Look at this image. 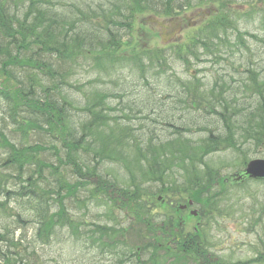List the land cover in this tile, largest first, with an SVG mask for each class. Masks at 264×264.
<instances>
[{
  "label": "trees",
  "instance_id": "obj_1",
  "mask_svg": "<svg viewBox=\"0 0 264 264\" xmlns=\"http://www.w3.org/2000/svg\"><path fill=\"white\" fill-rule=\"evenodd\" d=\"M180 1L191 7L196 0ZM237 1L197 0L220 6L199 34L172 51L179 61L185 57L194 67L212 72V82L210 78L206 82L197 69L192 73L186 69V76L174 70L168 73L169 56L164 57L161 48L134 47L138 39H152L144 18L151 13L156 18L171 16L178 0H158L156 6L155 0H0V106L5 103L8 112L2 114L0 127V212L8 211L11 194L21 201L25 211H32L40 245L48 243L57 230L69 228L76 233L66 201L74 198L78 203L79 189L87 192L76 177L85 171L83 177L87 176L92 161L97 164L98 160L121 168L115 177L128 185L121 189L128 199L125 204L137 208H131L137 221L154 234V250L161 244L154 231L159 221L146 219L142 203L145 196L154 194L153 187L157 191L164 187L178 201L194 200L200 216H207L209 223L213 205H221L218 195H225L232 185L222 181L213 160L205 158L232 150L247 160L243 147L264 148V60L253 54L255 47L264 50V0L241 1L247 5L243 12L241 4L238 10L232 9ZM158 5L163 15L156 10ZM243 21L252 32L242 26ZM123 34L130 42L121 39ZM102 52L104 63L86 64L92 80L74 82L83 62ZM222 62L230 66L227 73ZM125 68L130 78L135 76L145 85L148 79L164 77L163 93L176 108L156 112L142 108L148 104L135 106L126 99L130 86L118 77ZM110 85L112 90H107ZM4 118L15 130L8 131ZM148 121L162 127L145 131ZM163 125L166 135L159 133ZM31 131L43 134L45 144L28 145ZM190 133H198L199 139L189 140ZM48 151L53 152L56 164L46 161ZM70 174L76 179L74 184L67 179ZM95 189L106 193L100 181ZM90 196L97 195L91 192ZM173 219V213L166 215L164 224L173 225ZM24 222L17 213L16 223ZM95 230L98 239H111L118 233L101 225H95ZM8 233V229L0 232V244L6 248L0 258L3 264H23L20 255L16 259L6 256L9 248L17 250L19 244ZM174 236L176 255L204 254L197 236Z\"/></svg>",
  "mask_w": 264,
  "mask_h": 264
},
{
  "label": "rangeland",
  "instance_id": "obj_2",
  "mask_svg": "<svg viewBox=\"0 0 264 264\" xmlns=\"http://www.w3.org/2000/svg\"><path fill=\"white\" fill-rule=\"evenodd\" d=\"M244 9L247 8L245 7ZM192 14L193 13L191 12L187 13L186 22L187 24L194 26L197 22V18H194ZM199 23L197 22V24ZM245 24L246 22L243 21L242 26ZM244 28L250 32L253 30L252 27L248 28L247 26H244ZM176 29V25L173 27L169 25L164 33L157 28L159 34L161 35L162 33L161 36H163V42L168 45V48L171 47L172 43L176 42V40L183 38L188 31V29H186L181 37H177L179 32H176ZM175 36L177 37L176 39ZM163 42L157 38L152 45L161 47ZM253 42L252 46L254 45ZM177 44V46L169 49L170 53H167L166 57L169 56L168 62L171 71L174 70L176 74L186 76L187 74L183 72L186 69H189L187 72H190L192 67H194V63L185 57L179 61L173 56L172 51L177 49L179 43ZM149 46L150 45L146 46L143 41H138V43L134 45L137 49L147 47L148 50H152ZM253 54L257 59L261 58V60H264L263 49L255 47ZM232 61L238 62V58L235 60L232 58ZM226 64L227 63L225 62L221 64L225 73L229 71L228 67H230ZM234 67H237V65ZM197 68H199L200 72L198 76L200 78L206 77V82L209 78L211 79L214 76L212 75V72L207 69L196 67V69ZM84 70V72H81L79 80L82 84L92 80L89 77L92 71L87 66H84ZM124 75H127L126 71H124ZM125 79L130 86V88H127L129 94L126 95V99H129L135 106L138 104H148L150 107L145 105L142 108H150L156 112H160L161 110L166 112L176 108V104H174L171 99H166L165 96L159 97L156 95L162 93L161 91L165 88L163 77L158 79H148V85H145L146 82L144 81L140 82L132 78ZM76 80L78 81V79ZM210 82H212V79ZM112 88L113 86L110 85L107 90H112ZM4 113H8L5 103L0 106V127H3V121L1 118ZM4 119L5 123L7 125L9 124L8 131L15 130L10 125L9 119ZM143 127L145 131H153L162 126L153 125L152 121H148L147 123H144ZM163 127L165 128L164 125ZM166 130L167 128L159 130V133L164 132L166 135ZM48 132H50V130H48ZM22 133L23 131L19 129V139H21ZM5 134L8 135L9 132H5ZM44 138L43 134L31 131L27 137L28 145L45 144L46 140ZM187 138L189 140H196L199 139V135L198 133H190L187 135ZM48 146H50V143ZM245 146L247 147L248 144H245ZM243 151L249 156V158L255 157L254 154L259 155V158H263L261 156L264 155L263 146L256 150L254 145H251L248 150L243 147ZM256 151L258 153H256ZM235 152L236 151L233 152L230 150L220 153V156H225L224 161L228 163L227 166L218 171L221 178L229 179L228 176L235 177L237 174H240L238 172L243 170L244 167H240L243 156L240 153ZM53 155L52 151H48L46 161L56 164V158L52 157ZM216 158H218V155L214 154L211 157H206L205 161H208V159L209 161H214ZM120 170V167L115 164L99 162L98 160L97 164H95L92 161L90 164V170H88L89 174L86 177L88 182L85 185L86 189L92 191L93 187H91L90 182H93L94 180L100 181L106 191V195H108L111 200H116L114 203L103 200L97 204L95 200L88 202L84 201V204L87 203V205H83L81 201L84 199L86 192L80 188L76 193L77 199L79 200L78 203H75V201L72 200L66 201L67 214L70 215V217L74 216L76 220V233H73L69 228L67 230H57L47 244H38L35 237L37 225L35 221H31L32 213L30 211L24 212V209L19 206V202L17 201H12L9 206L12 212L21 211V220H24L25 222L17 224L16 217H11L10 215L11 211L8 215L0 212V225H6V227H3L0 232L3 233L5 229H8V235L13 238L16 243L20 244L17 248L21 247V255L26 257L27 262L24 261V264H154L155 261H157V264H207V261L198 257L193 251L188 255L180 256L167 250V248L158 249L156 247L155 250L152 248L151 244L153 243L154 234L145 231L143 224L139 221H135V215L133 212H128L124 209L119 210V207L128 208L129 206L132 209H134V207L125 204L123 206H117L120 202H128V199L126 197L125 199L124 196H122L123 191H121V189L126 190L128 185H122L124 183L123 180L117 176L115 177V172H120ZM78 174L79 177H76V179L83 181L81 177L86 174V171L85 173L78 172ZM124 176L128 178V175ZM74 180L75 178H71L69 180L70 184H74ZM229 180L230 181L227 182L232 186H229L228 192L221 197L222 203L220 208L217 207L216 204L213 205L211 225L208 224L204 225V227L198 228L199 223L201 225L207 223L208 217L206 216L205 218H202L204 221H200L199 218L192 219L188 213L191 209H188L187 212L182 214L185 220L184 226L181 227L182 235L189 232L191 237L197 236L195 240L196 242L199 241V243H201V249L203 252H209L212 257L215 256L219 258L221 264H235L237 262L247 261H249L247 262L248 264H264V183L247 182L246 179L245 181L239 182H234V179ZM145 187L150 188L148 187V184ZM162 188L163 187H161V189ZM152 189L154 194L149 197L145 196L142 203L149 204L147 208H144V212L147 213V217L145 216L146 219L150 220L153 218L151 221L156 222L158 217L159 219L162 218L160 215L161 212L165 211L159 205L157 198L158 196L165 198V195L159 190L157 191L155 187ZM140 206H142V204H140ZM173 208L174 207L170 208L171 212H173ZM194 209L196 210V207ZM107 210L109 211V219H116L114 222L108 221L105 217ZM124 212H128V214L125 215ZM91 224H107L109 225L108 229H112L113 227L114 230L120 232L121 235L118 237H112L111 239L107 237H100V239H98V236L96 235L97 231H95ZM174 227H176V224H174ZM196 227L200 230L199 232L196 231ZM199 236L200 239H198ZM147 246H150L151 249L144 250ZM0 248L5 252L4 245L0 244ZM170 248H173V246L171 245ZM14 256L15 255H13V257ZM260 256L261 259H258ZM150 258L152 259L151 263L149 262Z\"/></svg>",
  "mask_w": 264,
  "mask_h": 264
},
{
  "label": "water",
  "instance_id": "obj_3",
  "mask_svg": "<svg viewBox=\"0 0 264 264\" xmlns=\"http://www.w3.org/2000/svg\"><path fill=\"white\" fill-rule=\"evenodd\" d=\"M245 173L250 178H264V160L256 159L250 161L246 166Z\"/></svg>",
  "mask_w": 264,
  "mask_h": 264
},
{
  "label": "flooded vegetation",
  "instance_id": "obj_4",
  "mask_svg": "<svg viewBox=\"0 0 264 264\" xmlns=\"http://www.w3.org/2000/svg\"><path fill=\"white\" fill-rule=\"evenodd\" d=\"M208 257H209V255L206 256V258H208ZM208 259H210V258H208ZM214 261H216V260H213V262H214Z\"/></svg>",
  "mask_w": 264,
  "mask_h": 264
},
{
  "label": "bare ground",
  "instance_id": "obj_5",
  "mask_svg": "<svg viewBox=\"0 0 264 264\" xmlns=\"http://www.w3.org/2000/svg\"><path fill=\"white\" fill-rule=\"evenodd\" d=\"M192 247H193V245H192ZM150 260L152 261V259L150 258ZM156 262V261H155Z\"/></svg>",
  "mask_w": 264,
  "mask_h": 264
}]
</instances>
